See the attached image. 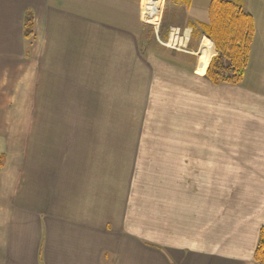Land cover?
I'll list each match as a JSON object with an SVG mask.
<instances>
[{"label":"crops","instance_id":"crops-1","mask_svg":"<svg viewBox=\"0 0 264 264\" xmlns=\"http://www.w3.org/2000/svg\"><path fill=\"white\" fill-rule=\"evenodd\" d=\"M176 1L165 48L147 0H0V264H259L264 64L212 82Z\"/></svg>","mask_w":264,"mask_h":264},{"label":"trees","instance_id":"trees-1","mask_svg":"<svg viewBox=\"0 0 264 264\" xmlns=\"http://www.w3.org/2000/svg\"><path fill=\"white\" fill-rule=\"evenodd\" d=\"M178 1L189 7L192 4V0ZM210 2L209 19L192 25L193 34L207 33L218 50V55L213 57L207 69V76L216 84L220 82L241 84L256 37L254 16L245 9L242 1L211 0ZM24 33L27 38L35 35L34 21L30 12L25 17ZM4 161H6L5 154H0V167L4 165ZM259 234L254 257L259 264H264V225Z\"/></svg>","mask_w":264,"mask_h":264},{"label":"rangeland","instance_id":"rangeland-1","mask_svg":"<svg viewBox=\"0 0 264 264\" xmlns=\"http://www.w3.org/2000/svg\"><path fill=\"white\" fill-rule=\"evenodd\" d=\"M210 1L211 0H193L192 1L193 2L192 11L193 12H191V17L193 15H196L200 18H203L204 15H205L204 18L208 16L209 15L208 8L211 3ZM233 1H242L245 9L248 12H251V14H253L254 16L255 23H256V31L258 30V35L256 39L254 40L256 47L253 53V60H254V63L258 65L264 64V0H233ZM145 7H147L145 12H147L148 10V13L149 12L156 13L159 8L160 9L162 8V9L160 13L161 16H160V20L158 23V27H156L157 25L155 26L152 23L146 22L147 25L145 27V31H143V34L141 36L142 39L149 41L153 44H161V46L165 48H168L167 46H165V44L170 46L171 45L170 42L172 40H175V38L180 39L174 35L170 37L172 28L169 27V25L170 23H174V21L178 23H184L187 17V10H186L185 5L179 4V2H177L176 0H147ZM179 33H180V36L182 37V35L184 34V29L183 28L179 29ZM201 33H198V34L195 33L196 34L195 37L200 38L199 36ZM149 42H147L148 45H149ZM183 43H184L183 46H185V41ZM196 43L198 44V41L194 40V42H192V45L190 44L189 48H191L192 46L194 47V44L196 45ZM173 47L175 46L173 45ZM217 55L218 53L214 55L213 57ZM213 57L211 58V62H212Z\"/></svg>","mask_w":264,"mask_h":264}]
</instances>
